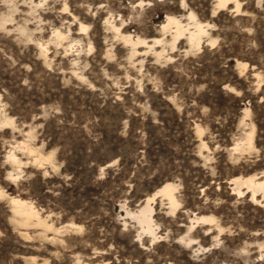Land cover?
<instances>
[{"label": "rangeland", "instance_id": "1", "mask_svg": "<svg viewBox=\"0 0 264 264\" xmlns=\"http://www.w3.org/2000/svg\"><path fill=\"white\" fill-rule=\"evenodd\" d=\"M248 176L264 0H0V264H264Z\"/></svg>", "mask_w": 264, "mask_h": 264}, {"label": "bare ground", "instance_id": "2", "mask_svg": "<svg viewBox=\"0 0 264 264\" xmlns=\"http://www.w3.org/2000/svg\"><path fill=\"white\" fill-rule=\"evenodd\" d=\"M229 0H219L220 4H226ZM169 20H174L172 17L169 18ZM175 23L178 24V27H180L179 25V22L178 21H175ZM202 32V29L199 28L198 32L197 33H191V36L192 37H195L197 38L199 33ZM234 182H236V185H238V183H247L248 184V187L251 188L253 190V195L255 197V193L256 191H262L263 195H264V179H260V180H255L254 177L252 176H248V177H245V178H242V177H236V178H233ZM246 184V186H247ZM240 186V185H238ZM237 186V187H238ZM173 189H174V186L172 184V182H166L164 183L158 191H162L164 192L165 194H167L171 199L174 198V195H173ZM240 190V189H239ZM151 198V197H149ZM149 200V199H148ZM148 205L147 203L144 204L140 209H139V217L145 221V222H148L149 221V215H148Z\"/></svg>", "mask_w": 264, "mask_h": 264}, {"label": "trees", "instance_id": "3", "mask_svg": "<svg viewBox=\"0 0 264 264\" xmlns=\"http://www.w3.org/2000/svg\"><path fill=\"white\" fill-rule=\"evenodd\" d=\"M173 122H177V119L173 120Z\"/></svg>", "mask_w": 264, "mask_h": 264}]
</instances>
